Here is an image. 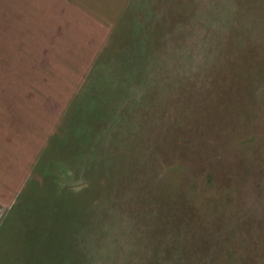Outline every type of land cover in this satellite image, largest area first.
<instances>
[{
	"label": "rangeland",
	"instance_id": "rangeland-1",
	"mask_svg": "<svg viewBox=\"0 0 264 264\" xmlns=\"http://www.w3.org/2000/svg\"><path fill=\"white\" fill-rule=\"evenodd\" d=\"M0 264H264V0H0Z\"/></svg>",
	"mask_w": 264,
	"mask_h": 264
}]
</instances>
